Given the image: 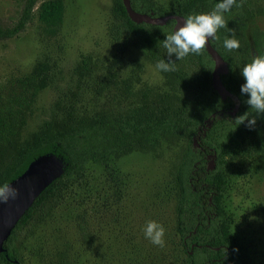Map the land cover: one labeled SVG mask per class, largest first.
<instances>
[{"label":"trees","instance_id":"16d2710c","mask_svg":"<svg viewBox=\"0 0 264 264\" xmlns=\"http://www.w3.org/2000/svg\"><path fill=\"white\" fill-rule=\"evenodd\" d=\"M26 0L21 22L13 29L0 25V40L18 37L36 11L47 31L57 32L64 20V0ZM216 0H131L134 10L162 17L183 16L211 11ZM225 14V27L218 29L213 47L229 65L222 76L225 87L234 97L223 99L213 88L214 61L204 47L180 61L172 57L174 70L160 72L164 88H145L136 101L116 106L105 105L99 112L78 116L73 110L45 121L27 138L23 131L35 109L39 95L47 87L48 64L38 62L25 76L8 102H0V184L20 177L38 158L55 155L64 164L63 172L40 194L19 221L0 253V264H30L29 241L39 228L67 208L68 198L87 177L90 166L104 167L112 181H117L114 162L134 152L162 157L163 143L179 144L180 160L174 172L177 203L176 232L185 254L180 264H256L249 249L233 233L234 215L227 198L233 186L237 166H264V116L256 118L253 129L235 119L254 110L243 103L239 69L257 55H264V30L257 23L264 14L263 0H237ZM110 35L123 51H136L155 67L159 59H168L162 41L174 31L175 20L165 25L135 23L122 0H113L109 11ZM226 37H235L239 48L223 46ZM89 59L81 61L84 71ZM88 64V65H89ZM114 83L120 76L112 69ZM118 83V82H117ZM128 92L130 89L128 87ZM239 103L238 111L232 112ZM239 125V126H238ZM198 146H195V141ZM213 160L214 168H210ZM118 198L121 193L114 190ZM74 200L79 199V195ZM77 227L86 243L92 241L87 213L78 214ZM70 243L58 248L51 264H72ZM38 256L43 260L42 253ZM175 258V263L179 264Z\"/></svg>","mask_w":264,"mask_h":264},{"label":"rangeland","instance_id":"374dc122","mask_svg":"<svg viewBox=\"0 0 264 264\" xmlns=\"http://www.w3.org/2000/svg\"><path fill=\"white\" fill-rule=\"evenodd\" d=\"M47 0H40L38 5ZM26 0H0V25L15 28L22 20ZM113 0H64L60 29L51 33L36 11L18 37L0 40V102H8L38 62L48 64L47 87L38 97L23 137L52 117L73 110L78 116L99 112L105 105H128L145 88H164L161 73L136 51H123L110 35ZM264 4V0H263ZM257 25L264 30V14ZM89 59L81 71V61ZM89 64V65H88ZM114 69L120 81L114 83ZM128 87L130 93L128 92ZM179 144L163 143L162 157L134 152L114 162L117 181L104 167L93 165L86 179L59 211L29 241L30 264H51L58 248L70 243L72 264H179L185 257L176 232L174 172L180 160ZM44 161L41 164H44ZM57 166L58 162L55 161ZM118 189V198L114 190ZM79 195V199L74 200ZM234 215L233 233L249 249L256 264H264V166H237L227 198ZM87 213L92 241L86 243L77 227L78 214ZM164 229V245L146 240V220ZM43 260H40L38 252ZM56 264V263H54Z\"/></svg>","mask_w":264,"mask_h":264},{"label":"clouds","instance_id":"9594fccd","mask_svg":"<svg viewBox=\"0 0 264 264\" xmlns=\"http://www.w3.org/2000/svg\"><path fill=\"white\" fill-rule=\"evenodd\" d=\"M234 6H238L237 0H216L211 11L187 15L182 26L176 27L174 31L164 36L162 44L168 59L157 60L155 68L160 72H169L174 70L176 63L172 60L173 56L180 61L189 54L198 55L206 42L216 38L218 29L225 27V14L233 10ZM223 46L228 50L237 49L239 41L235 37H226ZM239 75L243 79L240 96L248 110H254V115L248 116L246 111L235 121H239V125L247 122V127L251 130L256 125V118L264 116V55H257L250 62L243 64L239 69ZM16 195L17 190L11 184L7 182L0 184V203L14 199ZM141 231L144 238L153 245L161 247L164 245L165 229L157 221L146 220Z\"/></svg>","mask_w":264,"mask_h":264},{"label":"water","instance_id":"95a60500","mask_svg":"<svg viewBox=\"0 0 264 264\" xmlns=\"http://www.w3.org/2000/svg\"><path fill=\"white\" fill-rule=\"evenodd\" d=\"M129 17L135 23H147L151 25H165L169 20H175L178 26L183 24V16L170 14L162 17L152 14L140 13L133 9L131 0H122ZM179 24V25H178ZM205 48L214 61L212 73V85L214 90L223 98L227 96L234 97L225 87L222 76L229 72V65L221 54L213 47L211 40L206 42ZM239 103L236 104L232 114L238 111ZM195 141V146L198 143ZM58 161L57 166L55 161ZM44 161H46L44 164ZM63 161L55 155H45L36 159L29 168L16 180L10 184L17 190L14 199H9L5 203H0V253L5 250L4 244L8 240L14 228L24 217L27 211L32 207L40 194L49 186V184L63 172ZM210 168H214L213 160L210 161Z\"/></svg>","mask_w":264,"mask_h":264}]
</instances>
